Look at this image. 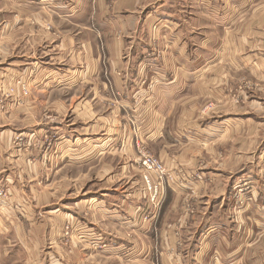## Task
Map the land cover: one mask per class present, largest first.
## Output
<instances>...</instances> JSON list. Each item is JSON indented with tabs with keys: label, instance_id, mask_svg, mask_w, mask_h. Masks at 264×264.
I'll use <instances>...</instances> for the list:
<instances>
[{
	"label": "crops",
	"instance_id": "0c3cea01",
	"mask_svg": "<svg viewBox=\"0 0 264 264\" xmlns=\"http://www.w3.org/2000/svg\"><path fill=\"white\" fill-rule=\"evenodd\" d=\"M261 1L0 0V47L6 49L0 76L4 83L17 77L28 83L24 107L45 106L43 96L50 93L83 92L84 111L100 108L94 124L52 118L16 131L37 137L25 154L5 152L9 134L0 132L1 186L24 192L27 185L17 177L33 176L30 190L43 192L37 203L26 195L19 213L0 201V264H90L95 257L121 264L125 257L127 264H264V149L253 163L250 116L223 113L240 77L264 81ZM46 23L51 31L41 29ZM156 45L166 48L161 58ZM11 103L6 108H14ZM107 105L120 121L104 117ZM130 123L172 172L161 204L151 201L129 166L93 173L89 167L87 200L55 203L54 182L44 176L110 155L133 158ZM45 132L60 136L51 151ZM13 164L21 168L14 172ZM253 182L261 195L246 203ZM241 184L248 187L238 205ZM191 191L196 198L190 199ZM187 199L192 213L184 210ZM65 219L74 224L69 249Z\"/></svg>",
	"mask_w": 264,
	"mask_h": 264
},
{
	"label": "rangeland",
	"instance_id": "374dc122",
	"mask_svg": "<svg viewBox=\"0 0 264 264\" xmlns=\"http://www.w3.org/2000/svg\"><path fill=\"white\" fill-rule=\"evenodd\" d=\"M261 2L264 3V1H261ZM179 4H180V0H176V3L174 4V6H178ZM189 5L192 7H195L194 5H191V4ZM198 13L199 15H202L200 9L198 10ZM258 14L260 18L264 17L263 10H260ZM197 25H200V24L197 22ZM41 29L42 30L45 29V31L46 30L51 31L52 29L51 23H46V25L43 26ZM204 29L203 30L205 34L211 36L213 31H211L209 28H206L205 26H204ZM37 31H39V29H37ZM18 37L19 35H17V39ZM163 48L165 47L163 46ZM163 48H159L158 46L157 49L155 50V55L158 58H161L163 56V53L166 51V48L165 49ZM5 50L6 49H3V47H0V55H1V52ZM5 78H6L5 75L0 76V123L3 124L2 126L5 127V128H2L0 126V132L6 130L5 135L9 134L7 137V143L5 144V152H8V154L12 153L13 156L15 155L16 152H18L17 154L19 153L25 154L27 149H29L32 146L35 147L34 146L35 144H33V142L35 143L37 140L35 133L33 132L22 133L21 135L23 136H19L16 134V133H19V132H16L18 130H25V128L35 125V123L38 121L39 122L48 121V119H52V118L58 119L64 123H66L67 121H71V123H74L76 126H81L85 124L87 125V123L94 124V121H93L94 113H96V115L100 114L98 112L100 111L99 105H96V104L93 105V107L95 108V110L93 109L94 113H91V112L87 113V111H84L83 104H84V99L87 96H84L83 92H77L76 94H71V95L66 94V93L60 94V95L55 94V93L54 94L50 93L48 94V96H43V100L46 102L45 106L36 107L33 105L35 109L34 110L33 108L29 109L27 107H24L25 99L29 98L30 96V88L28 86V83L24 81L23 79H20V77H17L10 84H8L9 82L4 83ZM235 84H236V88H234V91L232 92L230 96L231 97L230 103L232 104L234 108H236V110L233 111L234 108L230 106V107H227L230 110H224L223 113L230 112L227 115L234 113V115L239 114L242 116L246 115L247 117L250 116L251 118L250 121L252 123V129H253V133H252V158L253 159H252V162L254 163L255 159L256 160L258 159V154L261 152L262 149H264V81L262 82L259 79L254 78V77L250 78L247 76H242L235 82ZM32 94H35V92L33 91ZM244 96L246 97V101H243ZM89 99L90 97H88V100ZM8 101L12 102L11 105H13L14 108L12 107L6 108ZM55 102L59 103L58 104L59 106L57 108H55L56 106L55 104H53ZM71 104L72 106L70 107ZM92 104H94L93 101H92ZM98 104H100V102H98ZM207 106H210V105H207ZM21 107H24V108H21ZM107 108H108V111L107 113H104L105 115L104 117L109 121L111 120L120 121L119 115L116 116V114L114 113V110H112V108L114 109V106L107 105ZM238 109H241V111L237 112ZM123 121L129 123L127 119ZM130 124L132 126H131V129H129V131L132 134L131 136L132 139L135 140V147L133 148V151L135 150L136 155H134L133 158L131 156L128 159V157L126 156L120 157V156L110 155V156H107V158H104L101 161V163H99L98 161V162H95L93 165H89V166H85L81 168L71 167L69 170L65 168L64 173L55 174L53 172H48L50 174H46V176H44L45 180H47L49 183L54 182V187L49 188V189L53 192V200L55 201V203H59V205L62 206V204L66 202V206H68L67 200H71V199L87 200V189L91 187V180L89 178L90 176H88V179H87V168L89 167H91L92 173H93L94 170L99 169V167L101 166L102 167L106 166L109 170L112 168L122 170L124 167L127 168L129 166L136 173H139L141 181L143 182V187H145L144 170H142V165H141L142 150L136 147L137 142L139 141L141 142V140H139L140 139L139 131L137 129V126H134L132 123ZM65 125H69V123ZM77 131L78 132L84 131V128H79L77 129ZM99 131H100L99 129L95 128L94 133H98ZM130 133L128 132V134ZM43 135H44V139L47 137L46 138L47 144L45 145V148L47 151L49 150L51 151L52 149L55 148L56 143L60 139V136L53 132H50V133L45 132ZM9 137H12L13 139H11L10 141ZM145 148L148 151V153H150L147 147ZM236 149H239L238 146L236 147ZM20 150L22 151L19 152ZM130 151H132V149ZM153 154L154 153H150V155L154 156L156 159L161 161L164 166H166L162 159L156 157ZM13 165H15L13 167L14 172H16V169L21 168V166H18L17 164H13ZM149 174H150V178L152 176L154 178V176L156 175V173L154 172L149 173ZM17 178L20 180L22 184L24 183V185L25 184L27 185V189L24 187L26 191L23 192V191L10 190V189H7L4 185L1 186V183H0V201H2V204L4 205H7L6 203H8L7 207L11 210L12 213H19L22 203L25 202V200L28 197H30L33 202L37 203L39 195L40 196L43 195V192L41 191L37 192L34 190L32 191L30 190V187L28 186V185H31V186L34 185L33 181L35 182V177L31 176L29 178V177L22 175V176H18ZM192 178H194L193 180H195L197 178V175H194ZM253 178L256 179L257 177H253ZM188 180H189V177L184 175L183 181L188 182ZM28 181L30 183H28ZM97 181L95 180L94 182L96 183ZM170 181H171V178H167L165 180V183H163V188L161 189V193L163 192L164 187H166V185ZM255 183L256 182L252 183V193H253L251 194L252 198H250L249 196L247 197L246 195L247 191L245 192V190H243V192H240L243 186L242 184L237 187L236 193H235V201L238 205H242L244 203V199L240 197L245 196V195H246V201H247L246 203H248L249 201L253 204L257 203L261 194H260V191L257 189ZM40 185L42 186V184ZM247 187L248 186L246 185L245 189H247ZM26 195H28V197H26ZM197 195L198 193L193 194V191H191L190 199L196 198ZM190 199L185 200L183 205H184V210L192 213L193 209L191 207L193 206L191 205ZM49 207L45 208V211L49 209ZM47 216H50L49 213L47 214ZM65 218H68V217H65ZM67 220L68 219H65V222L63 223L62 226H63V235L65 239L64 246L65 248L69 249L70 247H72V244H73L72 240L74 237L72 234H73L74 224L72 223V220L71 221L70 220L67 221ZM98 258L96 257L92 258V261L90 262V264H121L120 262L117 261L116 258H111L110 260L103 259V258L98 259ZM125 258H127L125 259V264H127L128 260H130V257H125ZM139 260L140 262L135 260L133 264L143 263L142 259H139ZM85 263H87V261ZM129 264H132V263L129 262Z\"/></svg>",
	"mask_w": 264,
	"mask_h": 264
},
{
	"label": "built area",
	"instance_id": "2783aa9c",
	"mask_svg": "<svg viewBox=\"0 0 264 264\" xmlns=\"http://www.w3.org/2000/svg\"><path fill=\"white\" fill-rule=\"evenodd\" d=\"M136 147L142 150L141 165L142 170H144L146 191L150 193L151 201L153 203H156V205L158 206L160 202L161 189L163 188V183H165V180L167 178L173 179V175L168 170V168L162 164L161 161H159L154 156L150 155V153H148L143 143L137 142ZM152 172L156 173L154 178L153 176L150 178L149 173ZM243 190L245 189L242 187L240 192H243Z\"/></svg>",
	"mask_w": 264,
	"mask_h": 264
}]
</instances>
